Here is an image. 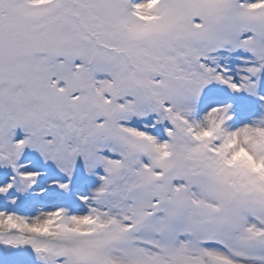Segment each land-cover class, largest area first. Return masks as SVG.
Here are the masks:
<instances>
[{
	"label": "snow or ice",
	"instance_id": "snow-or-ice-1",
	"mask_svg": "<svg viewBox=\"0 0 264 264\" xmlns=\"http://www.w3.org/2000/svg\"><path fill=\"white\" fill-rule=\"evenodd\" d=\"M0 264H264V0H0Z\"/></svg>",
	"mask_w": 264,
	"mask_h": 264
}]
</instances>
